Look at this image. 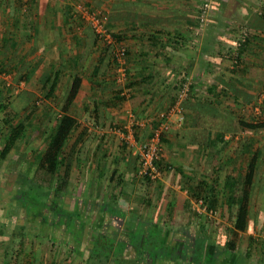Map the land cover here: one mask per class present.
<instances>
[{
  "label": "crops",
  "instance_id": "obj_1",
  "mask_svg": "<svg viewBox=\"0 0 264 264\" xmlns=\"http://www.w3.org/2000/svg\"><path fill=\"white\" fill-rule=\"evenodd\" d=\"M12 1L14 0H9L8 7L5 8L7 4L4 6V0H0V55H2L0 56V80L4 74V64L12 60L10 56L4 60V44L10 45L12 40L13 46L8 45L9 49L13 52L19 44H22L20 45L22 51L20 60L28 57L29 61L35 65H43L45 67L43 73L52 74L55 70H59V80L62 73H67L68 84L73 74L80 73L82 84L70 112L79 119L80 129L87 128L89 131L83 142L87 148L83 153L78 172L80 176L85 175L86 179H90L93 184L89 195L93 196V193H96L94 218L98 220L101 216L103 218V211L113 204V202L104 201L109 198L108 195L120 194L117 206L121 210L120 214L124 215L123 220L119 221L115 218L112 225L115 226L113 231H115L116 239L127 242L126 246L129 247V252L122 254L123 258L132 260L133 264H179L173 259H165L161 263L155 254L153 256L152 253L141 252L147 251L145 250L147 248L138 250L135 247L136 244H131L130 242L136 236V228L132 226L133 222L136 223V219L143 221V235H146L148 231L157 238L159 234L164 233L168 236V240L178 241L192 240L193 236L187 238V234L190 235V231L196 233L195 231L200 228L202 218H207L197 216L193 212V199H190L191 211L186 212L185 202L189 199L190 185L202 179L213 180V176L217 173H209L208 166L205 167L208 153L206 144L181 141L179 134L182 131L198 130L205 126L204 123L211 122V119L201 121L200 113L206 110L209 114L216 112V107L213 108L218 105V102H215V96L222 89L225 93L221 94L218 106L234 112L237 116L239 113L244 114L243 111L249 110L248 108L253 107L254 104L258 105L257 97L264 86V18L259 16L257 9L250 10L248 15L244 14L246 17L244 21L250 25L251 33L256 35V40L251 42L246 51L245 69L243 68L238 75L227 73L228 75L225 76L224 67L214 62L216 56H213L218 45L210 42V32L213 30L209 24L215 20L214 11L210 10L209 22L207 19L202 28L198 27L201 0H79L102 10L107 26L114 33L123 34L121 40L127 44L129 49L130 77L127 83L129 91L127 98L124 101L111 102L114 92L121 86L115 82L116 78L111 73L110 65H104L102 72L97 75L93 74L95 66L102 64L101 59L104 60V45L100 42H93L91 38L93 32H88L89 24L86 22L82 24L81 31L76 32L79 19L78 21L73 19V7L77 0H33L34 25L29 39H25L20 28L17 27L21 11L16 12V18L14 14H10L12 9L9 6ZM25 2L26 0H22L23 4ZM247 8L249 10L248 5ZM7 13L13 18H11L12 24L9 31L5 35L4 14ZM229 29L231 28H228L222 37L231 42L234 35ZM219 30L223 32L224 28L219 27ZM203 48H207V53L202 51ZM220 53L224 54V48ZM85 55L87 62L93 64H88L87 69L90 71L86 69L87 71L83 73L79 66L83 65ZM7 65L10 67L12 63ZM182 72H186L192 80V97L182 103L186 120L180 127L174 123L171 132L165 137L163 162L172 164L167 167L164 163L167 169L163 180L150 185L148 189L152 205L142 204V202H136L134 195H122L121 186H112L111 180L112 176L118 180L119 175L125 173L129 179L133 176L135 168L139 169V145L148 137L151 130V126L137 130L139 143H130L125 139L128 135V130L125 128L129 118L128 113L135 112L137 117L143 118L154 116L168 109L175 99ZM211 90L215 92L211 93ZM56 92L52 99L56 96ZM49 100L51 101V99L46 101L49 102ZM200 100L207 103H202ZM43 109H47L48 113L54 110L51 105H46L40 107V113ZM255 110L256 107H254ZM217 121L214 118L212 122L216 124ZM221 123L223 127L232 129L230 123L226 121H221ZM231 129L226 132V138L230 141L229 145H225L220 157L222 165L218 170L221 177L227 174L229 162L239 150L237 146L247 137V133L237 132L234 138H231ZM124 135L126 136L123 137ZM212 137L210 135V139ZM252 138L254 142L260 139L257 134H254ZM246 156H249L248 153ZM140 181L141 179L138 178L130 184L135 186L136 193L142 185ZM85 182L86 180L80 186L81 192L82 188H85ZM144 186L146 185L143 184ZM101 204L105 206L104 210L99 208ZM97 209L100 211L97 212ZM254 220H256L255 216ZM263 220L264 218L260 220L259 223L263 222L260 225H264ZM129 223L130 227H127ZM250 230L249 235L255 232L253 226ZM65 234L68 237L64 240L67 247L62 249L51 247L52 250H49L51 243L53 245L52 239L39 237L40 234L33 241L29 237L31 240L28 245L24 246L25 252L23 250L21 254L23 263L84 264L89 253L84 245L85 239ZM241 234L242 232L239 236ZM73 242L75 245L77 242L78 245L83 246V254L78 245H71ZM247 246L248 242L245 249ZM245 249L241 250L244 252ZM118 256L121 255H117L115 251L111 254L112 263L117 259L123 260ZM7 262L4 257V264ZM116 262L119 264V261Z\"/></svg>",
  "mask_w": 264,
  "mask_h": 264
},
{
  "label": "trees",
  "instance_id": "obj_2",
  "mask_svg": "<svg viewBox=\"0 0 264 264\" xmlns=\"http://www.w3.org/2000/svg\"><path fill=\"white\" fill-rule=\"evenodd\" d=\"M209 1L211 3L209 14L210 10H212L215 15V20L209 24L211 30H213L210 32V42H215L218 45L217 51L213 56H216L214 62L224 67L223 74L225 76L228 75L227 73L238 75L243 68L245 69V54L251 42L256 40V35L250 33L247 41L240 49L239 63L236 65H233L231 55L225 53L226 46L232 44L234 40L229 42V40L223 39L222 36L227 32L228 28H231L229 31L233 32V39L240 26L245 25L250 29V25L244 21L246 19L244 14L248 15L252 9H257L259 16L264 18L263 2L262 0ZM33 3V0H26L25 4L22 3V0H14L11 6H9L12 9L10 14L15 15L17 11H21L20 18L17 20V27L20 28L22 36L25 39H29L31 36V30L34 25L32 18ZM75 3L95 8L85 1L77 0ZM203 3L204 0H201L200 6ZM73 8L74 16L76 8ZM200 10L201 8L199 7ZM74 17L75 21L79 19L77 28L82 27L85 21L80 16L78 18ZM219 27H223L224 31L221 32ZM90 31L91 33L93 32V36H91L93 42H100L89 25L88 32ZM114 35L118 40L123 38V34L120 32L114 33ZM222 48H224V54L220 53ZM202 51L207 53V48H203ZM127 53L129 54L128 48ZM103 55L104 60L101 59L103 61L101 62L102 64L96 65L93 69L94 75L102 72L104 65H114L115 58L111 46L104 45ZM44 68L43 65L39 64L33 68H27L25 73H18L15 76V83L10 89L0 80V165L10 155L18 153L28 156V152H32L24 168L18 172L16 182H10L7 179L8 176L4 174L6 169H3L4 172L0 170V192L5 191L12 184L10 191L13 194L11 197L5 196V202L8 199L9 201L12 199V203L15 202V204L22 205L24 214L38 218L43 226H53V228L66 227L65 233L73 235L75 238L80 232H83L84 245L89 250L84 264H117L116 261L120 263V259L112 263L111 257V254L115 251L117 255H121L118 257L124 260L122 254L129 252V247L126 246L127 242L116 239L115 231H113L115 226L112 225V221L115 218H118L119 221L123 220L124 215L120 214L121 210L117 206V199L120 194L108 195L109 198L104 201L113 202V204H110L111 206L105 210L103 204L99 206L104 211L102 210L103 218L101 216L98 220L94 218V206L97 199L89 195V191L93 189L91 180L86 179L84 183L85 188H82V192L79 190L80 192L74 194L73 191V167L75 163L77 165L81 162V147L84 145L83 142L89 133L87 128L80 129L81 123L79 119L70 112V108L80 91L82 76L80 73L72 75L64 96L53 105L54 110H52V114L40 123H36V120L39 119L40 106L37 104L35 98L39 94H43L44 99H52L59 83V70H55L52 74L49 72L43 73ZM115 82L117 83L116 79ZM21 84L24 85L23 88H20L22 87ZM214 92L211 90V93ZM224 93L225 90L223 89L221 92L216 93L215 102L217 101L218 105L220 104L219 99L221 98V94ZM191 95L190 93V97L188 98H191ZM260 95L261 93L258 97ZM126 98L127 95H123L122 88H119L114 92V98L111 102L124 101ZM200 101L202 103L206 102L204 100ZM218 105L213 106V108L216 107L215 113L209 114L207 110L204 113H200V120L211 119L210 123L203 122L205 124L203 128L195 131L189 130V132L182 131L179 134L181 141L206 144L208 153L205 167L208 166L209 173H217V175L213 176V180L202 179L191 185V189L188 190L189 199L185 202V211H191L190 199L203 198L209 207H222L221 214L224 217L227 214L231 220V224L226 225L217 219L211 221L208 218H202L199 224L200 228L196 231L194 229L196 233L190 231V235L187 234V238L193 236L192 240L173 241L168 240V236L164 233H162L164 236L159 234L157 238L148 231L146 235H143L144 223L136 219V223L133 222L132 225L136 228V236L130 243L136 244L134 246L138 250L147 248L145 249L147 251L143 250L141 252L152 253L153 256L155 254V257L161 263L165 259H173L174 262L177 261L179 264H264V239L257 240L256 236L250 234L245 251L243 252L238 247L239 234L247 232L250 225L252 226L255 223L251 209L254 191L259 190L260 202L262 200V193L264 194V159L261 161L259 157L260 153L263 152L262 149L259 151L257 150L258 148H253L256 142L252 138L254 134L259 135L264 133V100L260 105L263 119L251 118V120H248L240 118L234 112L225 110V108ZM27 112L29 113L26 114ZM214 118L218 120L216 124L212 122ZM221 121L230 123L232 129L231 127H223ZM230 129L232 130L231 138H234L237 132H245L247 133V137L237 146L239 150H237L236 156L230 160L227 174L221 177L218 170L222 163L220 157L225 145H229L230 141L226 138V132ZM123 130L126 132L125 129ZM41 133L42 138L38 139ZM210 135L213 136L211 139ZM71 138H73V141L70 149L67 151L66 146ZM165 140L163 138V142ZM247 153L249 156H246ZM244 157L246 158L244 159ZM164 163L167 167L172 164L163 162V158H161L159 165L162 169H167ZM138 171L139 169L135 168L133 176L129 179L126 173L121 176L119 175L118 180L112 176V186L120 187L124 183L130 185L140 178V184L146 185L147 192L144 193L142 199H139V202L151 206V195L148 189L153 183L149 177L139 176ZM179 172L182 173L181 170ZM219 179H221V182H219ZM124 194L128 193L122 191V195ZM124 204L127 205V202L124 201ZM100 209L96 211L99 212ZM80 213L82 214L81 218L75 219L74 217ZM85 216L89 217V222L85 221ZM6 221H2V225L6 226ZM15 222L18 223V227L17 230L15 227L11 232L12 238L10 240H14V237L19 239L18 244L13 247V250L19 247L15 251L16 255L12 259L8 258L7 247L11 243L9 240L10 243H7L4 249L5 253L0 252V257L3 259L5 257L10 264H24L21 254L24 246H26L24 242L27 241V237L24 234H27L28 230L25 225L20 224L22 219L15 218ZM15 222L14 225L16 224ZM127 227H130V223Z\"/></svg>",
  "mask_w": 264,
  "mask_h": 264
},
{
  "label": "rangeland",
  "instance_id": "obj_3",
  "mask_svg": "<svg viewBox=\"0 0 264 264\" xmlns=\"http://www.w3.org/2000/svg\"><path fill=\"white\" fill-rule=\"evenodd\" d=\"M7 2L9 3V0H4V6L7 4V6H5V8L8 7V3ZM12 3H13V1H12ZM75 4H74V7L76 8V13H75L74 16H75V18H78V15H77L78 14V9L77 8H78L79 3L76 4V5ZM11 18H13V17H12V15H9V13L4 14V33H5V35L9 31V28H10V26L12 24L11 23ZM81 29H82V27L76 28V32H80ZM14 36H16V35H14ZM10 38H11V36H10ZM15 40H17V38ZM10 42H11L10 45L9 44H7V45L4 44V56H5L4 60L8 59L7 56H10L12 60H10V61L8 60V63H12V65H10V67H8V65H7L8 63L7 62L4 64V74H3V77H1L2 81L4 82V84L9 89L14 85L15 76L18 73H23L24 71H26L27 68H29V67L33 68L35 66V64L33 62L29 61L30 59H28V57L20 60L21 55H22V51L20 50V45H22V44H19V46L16 47L15 50L12 52V50H10L9 48L11 46H13V40L10 41ZM21 43H22V41H21ZM100 44L103 45L101 42H100ZM8 51H10V53H8ZM0 56H2V55H0ZM26 60H28V61H26ZM83 62H84L83 65H81L79 67H80L81 71H83V73H85L88 70L87 69L88 68V64L91 65L93 63H88L87 62V56L86 55H85V57L83 59ZM63 63H64V61H63ZM110 69H111V73L114 74L113 76L115 78L117 76L116 75V71H115V64L113 66H111ZM89 71H90V69L88 70V72ZM67 76H68L67 73H62L61 74V78L59 80L56 96L53 99H51V101L50 100H49V102L46 101L47 99H44L43 94L42 95L39 94L35 98L37 104L40 107H44L46 105H51V107L53 108V105H55L56 102H59L62 99V97L65 94L66 87H67V84H68V81H69V79H67ZM21 85H22V87H20V88H23L24 85L23 84H21ZM261 91H262L261 95L257 98L258 105H257V103H256V105L254 104L253 107L248 108L249 110L243 111L244 114L239 113L238 117H240V118L242 117V118H245V119L247 118L249 120H251V118L263 119V113H261L262 112L261 111L262 108L260 107V105L262 104V102L264 100V86H263V90H261ZM38 101H39V103H38ZM254 107H256L255 111H254ZM29 112H27L26 114H28ZM48 112L49 111L47 109H43V111H41V113H39V117H38L39 119L36 120V123H40L42 120L47 119L46 117H49V115L52 114L51 112L50 113H48ZM258 112H260V113H258ZM133 114L137 115L135 112H133ZM87 115H90V113H87ZM3 116H4V113H3ZM31 121H32V119H31ZM127 122H128V119H127ZM258 136L260 137V139L256 142V144L254 145L253 148L254 149L258 148L257 150H259V151L262 149L263 153H260V155H259L260 160L262 161L264 159V133L259 134ZM40 138H42V133L39 134V136H38V139H40ZM72 141H73V138H71L69 140V142H68V144L66 146V150L67 151L70 149ZM42 147H43V145H42ZM86 148H87V145H84V146L81 147V152H80V155H81L80 158L81 159L84 156L83 153L86 152ZM31 154H32V152L29 151L28 152V156L27 155H21V154H18V153L15 154V155H10L8 157V159L0 165V170L1 171L3 169H6L5 172H4V170H3V172H4V174H6V176H8L7 179L10 182H14L16 180L18 172L21 171L24 168L25 163L27 162L28 158H30ZM79 165H80L79 163L77 165L75 163L74 167H73V179L72 180H73V183H74V185H73L74 194L80 192L79 191V190H81L80 186L83 183V181L86 180L85 175L80 176V173L78 172L79 171L78 170L79 169ZM221 165H222V163H221ZM76 166L78 167V169H77ZM219 182H221V179H219ZM11 185H9V187L7 189H5V191L0 192V238H1L0 241H2L0 243V252H4L6 244L10 243V241H11V243L8 244V247H7L8 250L7 251L9 253L8 258L10 257L12 259L13 256L16 255L15 251L18 250L17 248H19V247H16V249L13 250L14 245L18 244V240H19L18 238L14 237V240L12 239L13 241L10 240L12 238L11 237V232L13 231V229L15 227H16V230H17V227H18V223L15 222V218L16 219L17 218L22 219V222L20 224L21 225H25L26 229L28 230L27 234H24L27 237V239H26L27 241L24 242V245H28L31 239H32V241L34 239H36L37 235L40 234L39 236H41V234H43V232H44V229L42 227L43 225L41 224V222L36 217L28 216V215L24 214L22 205L15 204V202L12 203V201H11L12 199L10 201L8 199V201L6 200V202L1 199V198L4 199L5 196L6 197H8V196L11 197V195L13 194V192L10 191ZM187 186H189V185H187ZM190 188H191V185H190ZM146 189H147L146 186L143 187V185H140V187H139V189H138V191L136 193L135 186H131V185L127 184V183H124L121 186V190L123 192H126V193L130 194L131 196L134 195L136 202H139L140 201L139 199H142V196L144 195V193L147 192ZM7 191H9L11 193H9ZM259 195H260L259 190H255L254 194L252 196V201H251L252 213L256 217V220H257V223L253 222L254 224L252 225L254 227L253 231H255V232H253V235L256 236L257 240L264 239V225H260V224H263V222L259 223V222H261L260 220H262L264 218V194L262 193L261 202H260V196ZM92 197L93 198L95 197L94 199H97L95 192L93 193ZM69 199H70V197H69ZM222 206H224V205H222ZM219 208H220V214L216 218L209 219V220L212 221V220L217 219L218 221H221V222H223L226 225L227 224L228 225L231 224V220L229 219L228 215L225 214V217H224V215L221 214V212H222L221 208L222 207H219ZM71 211H72V209H71ZM81 216H82V214L80 213L79 215H76V217H74V218L75 219H78V218L80 219ZM84 218H86V220H85L86 222H89L88 221V219H89L88 216H85ZM4 220H7L6 221L7 222L6 226L2 225V221L4 222ZM256 220H255V222H256ZM13 221L16 223L15 225H14ZM252 226L250 225V227H252ZM174 227H175V225H174ZM250 227H249V230L247 232H245V233L242 232V234L239 236V246H240V249H242V250L245 249L246 244L248 242L249 233L251 231ZM49 229H51V231ZM45 231H46L45 234L42 235V236L52 239V241L54 243L53 245L51 243V246H49V250L51 249V247L53 249H56V248L57 249L58 248L62 249V248L67 247V244H64L65 238L66 239L68 238L66 236V234H65L66 228H63V227L62 228H60V227L52 228L51 227V228H48V230L46 229ZM159 231H160V229H159ZM80 233H82V232H80ZM21 236H22V234H21ZM30 236H32L31 239L29 238ZM3 242H4V244H3ZM49 242H51V241H49ZM73 244H74V242L71 245H73ZM77 245H78V243L76 242L75 246H77ZM78 248L80 250H83V246L82 245H78ZM24 252H25V250H24ZM127 262H130V263H127ZM132 262H133L132 260L124 259V260L120 261L119 264H131ZM0 264H4V259L2 257H0ZM6 264H10V262H8Z\"/></svg>",
  "mask_w": 264,
  "mask_h": 264
},
{
  "label": "built area",
  "instance_id": "obj_4",
  "mask_svg": "<svg viewBox=\"0 0 264 264\" xmlns=\"http://www.w3.org/2000/svg\"><path fill=\"white\" fill-rule=\"evenodd\" d=\"M264 6V0H262ZM211 3L209 0H204L200 6L198 27L202 28L209 16ZM78 16L88 23L94 30L99 41L103 45L112 47V53L115 58V71L117 83L122 88V94L127 95L130 70L128 66L127 44L123 40H118L114 32L107 26L103 11L97 8H90L84 5H78ZM251 30L247 26H240L237 34L234 37V42L228 44L225 48V53L231 55L233 65L239 63L240 49L247 41ZM178 91L173 103L168 109L160 111L154 116L137 117L132 112L128 113V122L125 128L128 130V135L125 139L130 143H139L137 141L136 131L146 126H151L150 133L146 139L140 142L139 148V176H147L156 184L163 180L166 169H162L159 161L162 158L163 138H165L172 130V126H182L186 120L183 101L186 100L192 91V80L186 72H182L178 81ZM120 131V130H119ZM123 132V131H122ZM121 132V133H122ZM192 210L197 216H206L208 219L216 218L220 214L219 208L209 207L203 198H196L192 201Z\"/></svg>",
  "mask_w": 264,
  "mask_h": 264
},
{
  "label": "flooded vegetation",
  "instance_id": "obj_5",
  "mask_svg": "<svg viewBox=\"0 0 264 264\" xmlns=\"http://www.w3.org/2000/svg\"><path fill=\"white\" fill-rule=\"evenodd\" d=\"M1 199H2V200H4L3 198H1ZM37 219H38V218H37ZM46 224H48V223H46ZM42 227H43V229H44V232H43V233H45V232H46V231H45L46 229L48 230V228H51V227L53 228V226H42ZM49 230L51 231V229H49ZM83 235H84V233H83V232L78 234V236H79V237H82V238H84V236H83Z\"/></svg>",
  "mask_w": 264,
  "mask_h": 264
}]
</instances>
